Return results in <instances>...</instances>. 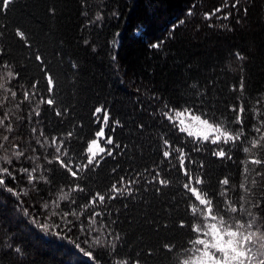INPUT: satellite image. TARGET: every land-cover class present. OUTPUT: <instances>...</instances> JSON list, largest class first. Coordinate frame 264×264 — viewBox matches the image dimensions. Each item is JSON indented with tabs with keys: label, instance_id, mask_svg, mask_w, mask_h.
Returning a JSON list of instances; mask_svg holds the SVG:
<instances>
[{
	"label": "trees",
	"instance_id": "trees-1",
	"mask_svg": "<svg viewBox=\"0 0 264 264\" xmlns=\"http://www.w3.org/2000/svg\"><path fill=\"white\" fill-rule=\"evenodd\" d=\"M223 4L15 0L0 13V83L17 92L12 99L0 90V118L7 113L12 128L5 131L8 121L0 126V166L16 177L5 176L0 186V264H182L193 249L191 226L197 218L188 210L192 201L183 189L186 180L175 151L170 159L162 156L168 150L164 140L184 148L187 160L194 161L186 167L205 177L214 204L224 208L223 201L231 200L238 209L243 206L225 219L251 218L264 230V175H258L264 165L248 164L247 176L242 171V161L264 159V150L243 151L257 135L253 128L264 120V0H240L238 8L225 7L211 20L204 18ZM229 12L228 20L217 19ZM17 29L27 42L15 34ZM157 43L160 47H152ZM37 55L45 61L43 69ZM45 71L55 81L52 106L40 103L42 96L49 98ZM9 72H18L19 78L9 83ZM25 91L36 95L21 103ZM239 104L245 108L247 139L235 144L194 140L164 117L169 109H202L219 126L235 130L239 126L229 109ZM100 107L109 117L107 136L119 147L99 167L84 169L87 144L102 127L98 121L103 119L94 114ZM53 138L64 140L67 156L64 149L59 155L81 169L78 179L56 163ZM16 145L23 152L19 158ZM219 148L228 156H214ZM21 168H35V180L29 182ZM154 178L169 183L161 186ZM224 178L229 185L220 183ZM113 184L118 194L111 191ZM96 193L106 199L93 205ZM80 249L91 251L94 259Z\"/></svg>",
	"mask_w": 264,
	"mask_h": 264
},
{
	"label": "snow or ice",
	"instance_id": "snow-or-ice-1",
	"mask_svg": "<svg viewBox=\"0 0 264 264\" xmlns=\"http://www.w3.org/2000/svg\"><path fill=\"white\" fill-rule=\"evenodd\" d=\"M14 3L15 0H0V13L8 10ZM239 5L240 0H233L230 5L228 0H224V4L213 9L211 13H204V18L211 20L213 16L217 15V13H222L225 7L236 9L239 7ZM243 12L246 14L248 12V8L244 7ZM188 15H192L191 10H189ZM231 15L232 13L230 12L224 13L222 16H217V19L228 20ZM97 19H100V17L98 16ZM180 23H183V21ZM15 34L21 40L27 42V36L23 30L17 29ZM28 46L30 47V45ZM152 47L158 48L160 45L157 43L153 44ZM2 54L3 52L0 50V55ZM236 56L240 60L244 59V57L240 56L239 53H236ZM35 59L40 62V67L43 69L45 64L43 57L37 55ZM4 67H7V65H4ZM73 67H75V65H73ZM7 75L9 77V83L11 82V79L19 78L18 72L15 74L9 72ZM44 79L47 82L46 91L49 93V98L45 100L42 96L40 98V103L52 106L54 105V100L51 98L50 94L54 91L55 81L53 76L50 75L48 71H45ZM38 83V81H34L31 87L36 88ZM239 88L241 91H243V81L240 82ZM0 90L10 94V98L12 99H15L17 96L16 91H13L10 87H6L3 83H0ZM34 95H36L35 92H23V99L21 100V103L29 101L30 96ZM8 99L9 96L6 95L3 102L6 103ZM257 103L259 104V101H257ZM17 107H19V105H17ZM229 111L235 114L233 116V121L239 126L235 130H226V125L224 127L219 126L220 122L215 118L210 120L208 118V114L202 109H169L164 113V117L171 124L177 127L178 131L186 133L187 136L193 137L194 140L210 142L216 145L221 143L235 144L241 139V137L247 139L243 132L245 108L243 104H239L230 108ZM101 112L104 113L103 120L98 122L102 124V127L97 130V132L94 134V138L90 141V143L87 144L85 150L86 160L83 165L84 169H89V166H92L93 168L99 167L105 155L113 156L115 154V149L119 147V145L115 144L113 137L105 135L103 125H107L108 122L109 117L107 111L103 108H97L94 110V114L97 116H99ZM185 112L188 114L187 120L193 122L197 126L196 132L191 130V125L185 126ZM35 114L39 116L40 112L36 111ZM55 114L60 116L61 112L57 110ZM254 115H256V113H254ZM174 117H180V119H175ZM5 121H8V126L5 128V131L10 132L12 130L11 118L7 113H5L2 118H0V126H4ZM114 123L119 125V121H115ZM258 125L259 126L253 128V131L257 135L251 138L249 142L250 147L243 149L245 153H249L253 148L264 150V144L260 143V141H264V131H262V128H264V120H260ZM32 131L35 132L36 130L33 129ZM41 135H43V132H41ZM67 135L68 137H71L72 133L69 132ZM8 139L9 137L7 135H5L3 138L4 141H8ZM101 139L105 145H113V148L106 149V147H101ZM163 144L165 148L168 149L162 151V156L165 159H170L172 157L173 150L176 153V158L179 162V171L186 180V182L183 184V189L190 194L192 201L189 204L188 210L194 218H197V223L194 226H191V231L195 234V238L191 242L193 249L189 250V258L185 259L182 264H264V234H261L259 228L254 227L252 219L250 218L245 222L233 219L231 216H229V219H225V215L229 213H237L238 211H242L243 206L238 209L236 206H234L231 200L223 201V204L225 205L224 208H221L220 204H214L213 196L215 194H209L208 188L205 185V177L195 175L192 170L186 167V164H192L194 161L187 160L184 148L179 145L174 147L169 140H164ZM3 146V142H0V148ZM52 146L57 153L55 157L56 163H58L71 177L78 179L81 169L75 166L71 161L66 163L59 155L62 149H64V155L67 156V150L64 148V140L62 138H53ZM15 147L16 152L14 155L17 158L23 156V152L19 150V145H16ZM194 150L199 151V148L196 147ZM213 155L219 159H223L228 156V153H226L223 148H219L217 151L213 152ZM228 158L230 159L231 157L229 156ZM4 163L10 165L11 160L7 157H4ZM248 164L261 166L264 165V159L252 158L250 160L246 159L245 161H242V171L245 176H247L248 173ZM200 167L202 168L203 165L201 164ZM19 171L21 175L25 173L28 174L29 182H33L35 180V177L32 176V173L36 171L35 168H32L31 171H29L27 168H21ZM258 175H264V173H258ZM5 176L11 177L13 181L16 179L15 175H13V171H10L8 167L0 166V186L5 185ZM119 179L122 183L124 177H120ZM133 180L134 178H130L128 180V184L131 185ZM154 182L161 186H167L169 183L163 178H154ZM220 183L227 186L229 185V179L224 178L222 181H220ZM252 183L254 184L255 181L253 180ZM240 187L244 189L245 185L241 184ZM6 190L16 194L14 189L11 187H8ZM77 190L83 191V189H79L78 186ZM111 191L118 194L120 192V188L113 184L111 186ZM108 198L115 199L116 196L111 195ZM105 199L106 197L104 195L96 193L93 198H91L90 203L93 205H95L97 201L103 203ZM72 214L74 215L75 213ZM64 215L67 216L69 213H64ZM95 215L100 214L95 213L94 216ZM249 216L251 217L250 213ZM44 227L46 228L47 226L45 225ZM116 239H119L118 234L116 235ZM97 243H99V241H97ZM17 251L19 250L17 249ZM80 251L83 252L85 256L89 257V259H94L93 253L91 251H84L83 249H80Z\"/></svg>",
	"mask_w": 264,
	"mask_h": 264
},
{
	"label": "rangeland",
	"instance_id": "rangeland-1",
	"mask_svg": "<svg viewBox=\"0 0 264 264\" xmlns=\"http://www.w3.org/2000/svg\"><path fill=\"white\" fill-rule=\"evenodd\" d=\"M100 108H102V107H100ZM195 114H196V113H195ZM103 115H104L103 112H101V113L99 114V116H100L101 119H103ZM187 115H188L187 112H185V117H184V118H185V126L191 125V130H192L193 132H196V131H197V126H196L193 122L187 120ZM174 118H175V119H180V117H174ZM103 128H104V131H105V135L107 136V129H108V126H107V125H103ZM111 137H112V136H111ZM100 146H101V147H106V149H107V145H105V144L103 143V140H102V139L100 140ZM254 227L259 228L261 234H264V230L260 227L258 221H255V222H254ZM188 258H189V256L187 255V259H188Z\"/></svg>",
	"mask_w": 264,
	"mask_h": 264
}]
</instances>
